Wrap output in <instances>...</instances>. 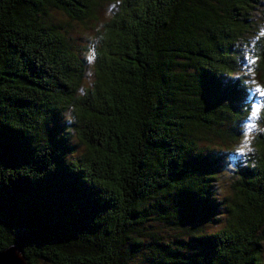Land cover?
<instances>
[{"label":"trees","instance_id":"obj_1","mask_svg":"<svg viewBox=\"0 0 264 264\" xmlns=\"http://www.w3.org/2000/svg\"><path fill=\"white\" fill-rule=\"evenodd\" d=\"M99 1L0 0V251L264 264V98L242 74L254 59L264 86V0H120L79 94L87 63L52 13L83 22Z\"/></svg>","mask_w":264,"mask_h":264},{"label":"rangeland","instance_id":"obj_2","mask_svg":"<svg viewBox=\"0 0 264 264\" xmlns=\"http://www.w3.org/2000/svg\"><path fill=\"white\" fill-rule=\"evenodd\" d=\"M120 0H114L113 3L110 1H103L100 0L98 4L94 7L91 17L89 19L84 20L83 22L78 21H72L69 20L66 16L53 12L52 15L54 16L55 20L59 22L64 30L70 35V38L74 41L75 49L79 51V53L83 56V58L86 60L87 67L86 71L83 75L82 84L79 90V94L83 93L84 90L91 88L92 83L95 81V64L94 59L97 52V47L99 46V34L104 33L107 29V24L110 22V19L113 18L115 14V10L118 9V4ZM252 19L254 21V30L256 33H263L264 34V1L252 12L251 14ZM256 33L251 32L247 36H245L248 40V44L242 45L245 47H242L244 50V60H246V57L248 56V49L251 47L254 37ZM247 50V51H246ZM252 60L249 59L248 63L250 65L248 66L250 70H243L242 74H247L246 77L248 80H250L251 84V90L252 92L256 93L259 98H264L260 94V90H264V86L262 85L261 81L259 80L258 76L253 72L254 69ZM252 64V65H251ZM261 106H257L254 108V112L257 113V108ZM71 111H66L63 115V119H68L71 116ZM67 127H69L67 125ZM253 123H250L247 129V132L236 148V152H238L240 155L242 153H245L247 149L244 147L249 144V141L252 139V136L256 130H253ZM74 142L76 140L74 139ZM83 152V146L78 145L76 148V153L80 154ZM221 182H220V190H219V196H223L224 194H227V185H225L226 182L229 180L228 174L221 176ZM214 230V229H213Z\"/></svg>","mask_w":264,"mask_h":264},{"label":"water","instance_id":"obj_3","mask_svg":"<svg viewBox=\"0 0 264 264\" xmlns=\"http://www.w3.org/2000/svg\"><path fill=\"white\" fill-rule=\"evenodd\" d=\"M0 264H26L25 257L12 245L0 251Z\"/></svg>","mask_w":264,"mask_h":264},{"label":"snow or ice","instance_id":"obj_4","mask_svg":"<svg viewBox=\"0 0 264 264\" xmlns=\"http://www.w3.org/2000/svg\"><path fill=\"white\" fill-rule=\"evenodd\" d=\"M258 91H260V94H261L262 96H264V90H260V89H258ZM258 111H259V108H257V112H258ZM253 115H256V112H254Z\"/></svg>","mask_w":264,"mask_h":264}]
</instances>
